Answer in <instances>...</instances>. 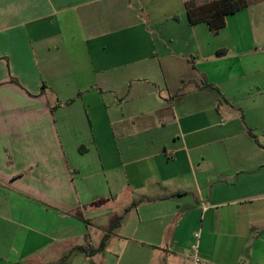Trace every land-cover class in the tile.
Instances as JSON below:
<instances>
[{"label":"crops","instance_id":"0c3cea01","mask_svg":"<svg viewBox=\"0 0 264 264\" xmlns=\"http://www.w3.org/2000/svg\"><path fill=\"white\" fill-rule=\"evenodd\" d=\"M186 1L0 0V264H264V0Z\"/></svg>","mask_w":264,"mask_h":264},{"label":"trees","instance_id":"16d2710c","mask_svg":"<svg viewBox=\"0 0 264 264\" xmlns=\"http://www.w3.org/2000/svg\"><path fill=\"white\" fill-rule=\"evenodd\" d=\"M262 0H187L185 2L187 15L192 24L206 22L212 33L216 34L226 26V17L230 14L248 7ZM224 52V51H219ZM137 202L133 203L135 206ZM122 220V216H115L109 228L112 231ZM106 237L99 248H89L85 246L77 247L88 254H93L104 247Z\"/></svg>","mask_w":264,"mask_h":264},{"label":"built area","instance_id":"2783aa9c","mask_svg":"<svg viewBox=\"0 0 264 264\" xmlns=\"http://www.w3.org/2000/svg\"><path fill=\"white\" fill-rule=\"evenodd\" d=\"M194 264H208L207 261L203 260L199 254L194 255Z\"/></svg>","mask_w":264,"mask_h":264},{"label":"rangeland","instance_id":"374dc122","mask_svg":"<svg viewBox=\"0 0 264 264\" xmlns=\"http://www.w3.org/2000/svg\"><path fill=\"white\" fill-rule=\"evenodd\" d=\"M199 1L201 2V1H204V0H199Z\"/></svg>","mask_w":264,"mask_h":264}]
</instances>
